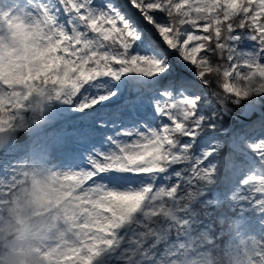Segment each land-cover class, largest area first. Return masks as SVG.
Segmentation results:
<instances>
[{
  "label": "snow or ice",
  "instance_id": "obj_1",
  "mask_svg": "<svg viewBox=\"0 0 264 264\" xmlns=\"http://www.w3.org/2000/svg\"><path fill=\"white\" fill-rule=\"evenodd\" d=\"M126 4L0 0V264H264V0Z\"/></svg>",
  "mask_w": 264,
  "mask_h": 264
},
{
  "label": "rangeland",
  "instance_id": "obj_2",
  "mask_svg": "<svg viewBox=\"0 0 264 264\" xmlns=\"http://www.w3.org/2000/svg\"><path fill=\"white\" fill-rule=\"evenodd\" d=\"M122 6L124 8L125 11L128 12L130 18L137 20L138 18L136 17L135 13L131 12L128 8H127V4H126V0H121ZM150 34V33H149ZM63 106H59L57 105V108H61ZM79 115L78 113H74V112H67L65 113L66 119L68 120L69 123L71 124H77L79 123ZM84 162H81V166H83Z\"/></svg>",
  "mask_w": 264,
  "mask_h": 264
}]
</instances>
